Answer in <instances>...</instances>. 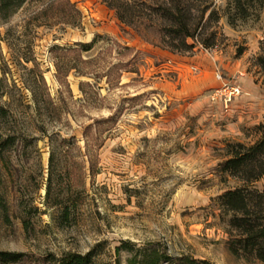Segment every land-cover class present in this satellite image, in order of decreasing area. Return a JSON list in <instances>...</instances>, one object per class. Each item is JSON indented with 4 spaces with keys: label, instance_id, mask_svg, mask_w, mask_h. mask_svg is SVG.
Masks as SVG:
<instances>
[{
    "label": "rangeland",
    "instance_id": "obj_1",
    "mask_svg": "<svg viewBox=\"0 0 264 264\" xmlns=\"http://www.w3.org/2000/svg\"><path fill=\"white\" fill-rule=\"evenodd\" d=\"M61 1L29 0L0 24V250L23 253L4 264H61L69 252L91 253V264H130L146 248L172 259L261 264L229 251L212 211L234 185L218 170L226 143L252 141L264 123L256 61L264 6L231 24V0H212L216 45L173 53L144 41L103 0H71L79 17L63 14ZM79 43L93 47L80 52ZM200 52L215 57L219 84L195 90L200 67L178 71L177 55ZM225 80L242 87L228 105L214 98ZM88 126L103 142L92 150L94 175ZM256 186L264 190V178ZM65 205L77 207L68 221Z\"/></svg>",
    "mask_w": 264,
    "mask_h": 264
},
{
    "label": "trees",
    "instance_id": "obj_2",
    "mask_svg": "<svg viewBox=\"0 0 264 264\" xmlns=\"http://www.w3.org/2000/svg\"><path fill=\"white\" fill-rule=\"evenodd\" d=\"M28 1L0 0V24L7 22ZM103 2L116 12L122 24L133 29L144 41L170 52H191L199 43L208 48L218 42L216 25L220 19V12L212 0H103ZM263 6L264 0H231L226 10L229 22L235 24L237 20L249 18ZM59 7L63 14L69 13V16L75 17L81 15L76 3L71 0L61 1ZM191 39L193 41H190ZM92 47L93 43L77 45L80 52L90 50ZM256 61L264 74V39ZM1 110L2 108L0 113ZM99 132L97 131V135L94 136L92 126H88L84 134L85 155L89 158V170L93 175L96 173L97 155L92 153V150L103 145ZM254 132L255 138L252 141L226 143L218 170L223 182H234V185L218 195L212 214L219 220L227 234V246L234 256L264 264V190L256 186V183L264 178V123L257 124ZM59 149L60 146L57 145L53 150L51 162ZM72 172L73 177L79 179L76 174L78 169L74 168ZM51 176L48 197L52 189ZM58 204L55 202L53 205ZM76 210L77 207L70 205L62 207V220L68 221ZM127 244L128 242H123L117 247V251L120 252ZM22 256L23 253L20 252L0 250V264L17 261ZM91 260V253L69 252L61 264H91ZM168 260L169 264H212L206 259L189 256L172 259L167 252L159 253L155 248L137 250L134 257L129 259V263L160 264ZM117 263L122 264L120 259Z\"/></svg>",
    "mask_w": 264,
    "mask_h": 264
},
{
    "label": "crops",
    "instance_id": "obj_3",
    "mask_svg": "<svg viewBox=\"0 0 264 264\" xmlns=\"http://www.w3.org/2000/svg\"><path fill=\"white\" fill-rule=\"evenodd\" d=\"M176 56V55H174ZM178 59L181 61L179 64H177L178 71H181L182 73H185V71H190V65L191 64H197L200 67L201 75L196 79L192 80L191 87H195V90H204L211 86L218 85L219 82L217 81L215 75H214V68L216 66V59L215 57L209 56L207 53L200 52L198 54H194L193 56H179L177 55ZM176 58V57H174ZM218 60H220V63L223 64V66H226L230 70L232 68H235V65H231L230 62L225 63V57L221 54L218 55ZM195 84V85H194ZM192 87V88H193Z\"/></svg>",
    "mask_w": 264,
    "mask_h": 264
},
{
    "label": "built area",
    "instance_id": "obj_4",
    "mask_svg": "<svg viewBox=\"0 0 264 264\" xmlns=\"http://www.w3.org/2000/svg\"><path fill=\"white\" fill-rule=\"evenodd\" d=\"M222 78V75H221ZM242 93V87L239 83H233L230 80L223 81L220 88L214 93V98L220 97L228 105L233 98L238 97Z\"/></svg>",
    "mask_w": 264,
    "mask_h": 264
}]
</instances>
